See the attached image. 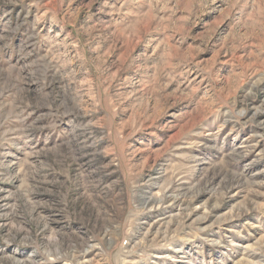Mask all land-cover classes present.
<instances>
[{
  "label": "rangeland",
  "instance_id": "rangeland-1",
  "mask_svg": "<svg viewBox=\"0 0 264 264\" xmlns=\"http://www.w3.org/2000/svg\"><path fill=\"white\" fill-rule=\"evenodd\" d=\"M0 264H264V0H0Z\"/></svg>",
  "mask_w": 264,
  "mask_h": 264
}]
</instances>
